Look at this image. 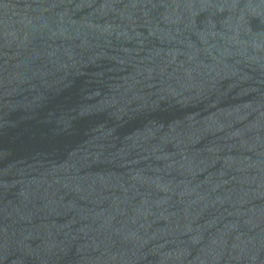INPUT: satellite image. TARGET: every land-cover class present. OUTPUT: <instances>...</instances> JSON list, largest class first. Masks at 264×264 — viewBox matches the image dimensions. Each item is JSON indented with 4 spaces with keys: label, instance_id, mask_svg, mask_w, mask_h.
Returning <instances> with one entry per match:
<instances>
[{
    "label": "water",
    "instance_id": "obj_1",
    "mask_svg": "<svg viewBox=\"0 0 264 264\" xmlns=\"http://www.w3.org/2000/svg\"><path fill=\"white\" fill-rule=\"evenodd\" d=\"M0 264H264V0H0Z\"/></svg>",
    "mask_w": 264,
    "mask_h": 264
}]
</instances>
